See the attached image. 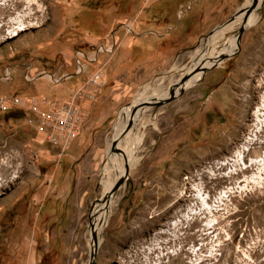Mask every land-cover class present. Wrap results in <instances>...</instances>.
<instances>
[{
	"label": "rangeland",
	"instance_id": "rangeland-1",
	"mask_svg": "<svg viewBox=\"0 0 264 264\" xmlns=\"http://www.w3.org/2000/svg\"><path fill=\"white\" fill-rule=\"evenodd\" d=\"M252 4L0 0V99L20 104L0 109V264H90L94 247V264H264V1ZM229 42L234 55L178 87ZM175 88L120 136L125 161L108 151L121 110ZM63 101L82 120L65 152L43 128Z\"/></svg>",
	"mask_w": 264,
	"mask_h": 264
},
{
	"label": "built area",
	"instance_id": "built-area-1",
	"mask_svg": "<svg viewBox=\"0 0 264 264\" xmlns=\"http://www.w3.org/2000/svg\"><path fill=\"white\" fill-rule=\"evenodd\" d=\"M93 83L102 84V76L95 73L92 77ZM20 105L17 99L9 101L0 99V109L6 110L12 106ZM44 132L46 140L58 146L62 152L67 150L73 140L77 137L81 127V113L73 101H63L48 104V111L43 115Z\"/></svg>",
	"mask_w": 264,
	"mask_h": 264
},
{
	"label": "bare ground",
	"instance_id": "bare-ground-1",
	"mask_svg": "<svg viewBox=\"0 0 264 264\" xmlns=\"http://www.w3.org/2000/svg\"><path fill=\"white\" fill-rule=\"evenodd\" d=\"M262 1H264V0H254V5L252 4L251 6H250V8H249V11H253V10H257V8L262 4ZM26 3H27V1H26ZM263 5V4H262ZM29 9V8H28ZM246 11L247 10H243L242 11V14H245L246 13ZM247 14V13H246ZM20 16V15H19ZM20 18V17H19ZM22 18V17H21ZM242 19H244L245 21L244 22H246L247 23V21L248 22H250V23H253V22H255L256 21V19H257V16L252 12V13H250V15H248V16H246V18L244 17V18H242ZM16 20V19H15ZM11 22V21H10ZM9 22V23H10ZM13 22V21H12ZM11 22V24L12 25H14L15 26V24L14 23H12ZM16 22V21H15ZM21 23V22H20ZM1 25V24H0ZM18 25H19V23H18ZM22 25H24V24H22ZM21 25V26H22ZM248 24H246V26H247ZM13 26V27H14ZM12 27V26H11ZM23 27V26H22ZM18 28H19V26H18ZM18 28H15L14 27V31H20V29H18ZM21 30H22V28H21ZM24 30V29H23ZM26 30V29H25ZM215 37H213V41L214 40H216L218 37H219V35H220V33L218 32V31H216L215 32ZM11 36V35H10ZM233 40H236V37H234V39ZM234 44H235V42H229L226 46H225V48H223L215 57H213V58H210V59H207V60H205V61H202V62H200V64H197V65H195V67L193 68V70L192 71H190L189 73H188V75H186V76H184L183 78H185L184 79V81H182L181 82V84H179L178 85V87L180 86V85H183L184 84V82H187V83H190V84H194V83H196L198 80H199V78H200V76L202 75L200 72H195L194 70H197V68H200V67H210V66H212L216 61H217V59H219L221 56H231V55H233L234 54V52H232V50H233V48L235 47L234 46ZM214 56V55H213ZM189 77V78H188ZM189 80H188V79ZM177 87V88H178ZM177 88H175L174 89V92L176 93V90H177ZM167 97V95H162L161 97L159 96V97H154V98H156V99H159V98H166ZM149 99H151V97H148V94H146L145 92H143L142 94H141V96L138 98V100L137 101H135V103H137V102H141V101H148ZM129 109V110H128ZM130 109H131V107L129 108H125L124 110H121V112H120V114H119V118H124L125 120V122H126V118H127V116L129 115V112H130ZM259 111L260 110H258V111H256L255 112V114H254V116H255V118H256V125L258 126L259 125V117H260V114H259ZM143 113V112H142ZM144 113H145V111H144ZM138 114L139 113H136L135 115H133V116H131V118L129 119V121L128 122H135L136 121V119L138 118ZM119 121H120V119H119ZM124 126L123 125H121V126H119V125H117L116 126V130H115V132H114V134H116V133H119V135H118V137L117 138H114V136H113V140H112V142L114 141V140H117V146L120 144V136H121V134H122V132H123V130H124ZM259 129H260V126H259ZM110 148H111V143H109V149H108V151L110 152ZM133 148H134V145H133ZM134 154V152L132 151L131 152V157H132V155ZM125 165V164H124ZM127 168H128V164H126L125 165ZM119 167V169H120V173H121V175H122V172H123V174H124V169H123V166L122 165H119L118 166ZM118 182V181H117ZM112 188H113V185H108L107 187H106V191H107V193L105 194V198H104V205H108L109 203H110V199H112V197L114 196V195H111V190H112ZM105 200H106V202H105ZM96 217H98V216H96ZM99 220V219H98ZM94 221L96 222V218L94 219ZM95 224V223H94ZM99 224V223H98ZM95 234H96V231H95ZM95 248V247H94ZM94 248H92V252H93V250H94Z\"/></svg>",
	"mask_w": 264,
	"mask_h": 264
},
{
	"label": "water",
	"instance_id": "water-1",
	"mask_svg": "<svg viewBox=\"0 0 264 264\" xmlns=\"http://www.w3.org/2000/svg\"><path fill=\"white\" fill-rule=\"evenodd\" d=\"M221 27V26H219ZM218 28V27H217ZM243 30L244 28L241 27L237 33V36H236V43H237V46L239 44V41L241 40V37H242V34H243ZM234 55V54H233ZM232 56V55H231ZM228 57L230 56H221L219 59H217V61L210 67H200V68H197V70H194L196 73L197 72H200L201 74H204L206 73L207 71L213 69V68H216L220 63H222L224 60H226ZM181 94V93H179ZM178 94H175L174 90L171 89L169 91V96L166 97V98H159V99H156V98H151L149 99L148 101H141V102H132L131 104H129L128 107H131V113L130 115L133 116L135 115L136 113H139L140 111H143L145 108H150V107H155V108H158V107H161L163 105H166L170 102H172L176 96ZM131 126V122H128L127 125L125 126L122 134L126 131L129 130ZM121 134V135H122ZM117 146V140H114L112 143H111V148H110V152H114V151H118L117 153L119 155L122 156L123 160L125 161V154L124 152L119 149V148H116ZM121 180H118V182L113 186L112 190H111V195H114V193L120 188V185H121ZM106 202V200H105ZM95 242V241H94ZM95 252H96V249L93 250V252L91 253L90 255V260H91V263L90 264H94V255H95Z\"/></svg>",
	"mask_w": 264,
	"mask_h": 264
},
{
	"label": "crops",
	"instance_id": "crops-1",
	"mask_svg": "<svg viewBox=\"0 0 264 264\" xmlns=\"http://www.w3.org/2000/svg\"><path fill=\"white\" fill-rule=\"evenodd\" d=\"M116 87L117 86H114L113 87V89H116ZM111 94H120V95H122L121 93H117L116 91H114V90H111V92H110ZM126 95V94H125ZM122 99H124L123 97H115L114 99H113V103H117V102H120Z\"/></svg>",
	"mask_w": 264,
	"mask_h": 264
}]
</instances>
